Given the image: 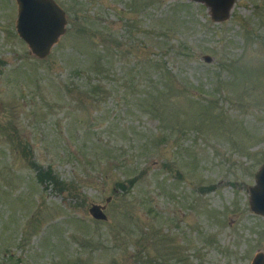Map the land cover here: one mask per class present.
Listing matches in <instances>:
<instances>
[{
	"label": "rangeland",
	"instance_id": "rangeland-1",
	"mask_svg": "<svg viewBox=\"0 0 264 264\" xmlns=\"http://www.w3.org/2000/svg\"><path fill=\"white\" fill-rule=\"evenodd\" d=\"M57 1L41 60L0 0V264H253L264 0Z\"/></svg>",
	"mask_w": 264,
	"mask_h": 264
},
{
	"label": "water",
	"instance_id": "water-1",
	"mask_svg": "<svg viewBox=\"0 0 264 264\" xmlns=\"http://www.w3.org/2000/svg\"><path fill=\"white\" fill-rule=\"evenodd\" d=\"M19 3V19L17 29L20 36L28 44L31 53L38 59H45L52 48L65 34V12L52 0H17ZM203 3L211 10L214 22L228 19L235 0H191ZM207 63L212 59L204 57ZM256 186L250 188V204L254 213L264 216V165L256 174ZM110 199L107 200V203ZM106 206L92 205L89 212L97 221H106ZM253 264H264V255H257Z\"/></svg>",
	"mask_w": 264,
	"mask_h": 264
},
{
	"label": "flooded vegetation",
	"instance_id": "flooded-vegetation-1",
	"mask_svg": "<svg viewBox=\"0 0 264 264\" xmlns=\"http://www.w3.org/2000/svg\"><path fill=\"white\" fill-rule=\"evenodd\" d=\"M52 1L54 3H56L57 5H59V2L57 0H52ZM8 6L12 10V14L10 15V21H11V18L13 20V17L15 16V18H14L15 19V22H14L15 29H13V30H16V33L18 34L19 38L26 43V41L20 36L18 29H17L18 19H19V3L17 0H10V3ZM66 21L68 23V20H66ZM67 23H66V25H67ZM12 28H14L13 25H12ZM27 46H28V44H27Z\"/></svg>",
	"mask_w": 264,
	"mask_h": 264
},
{
	"label": "trees",
	"instance_id": "trees-1",
	"mask_svg": "<svg viewBox=\"0 0 264 264\" xmlns=\"http://www.w3.org/2000/svg\"><path fill=\"white\" fill-rule=\"evenodd\" d=\"M37 171H38L39 179H42L45 182H51L54 185H56V187L61 185L60 180H58V178L55 175H53L52 169L47 168L45 170L42 167H37Z\"/></svg>",
	"mask_w": 264,
	"mask_h": 264
}]
</instances>
